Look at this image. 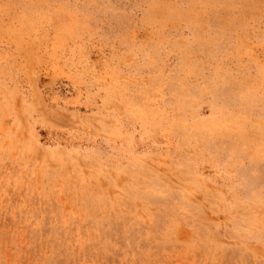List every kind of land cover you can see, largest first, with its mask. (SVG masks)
<instances>
[{"label":"rangeland","instance_id":"rangeland-1","mask_svg":"<svg viewBox=\"0 0 264 264\" xmlns=\"http://www.w3.org/2000/svg\"><path fill=\"white\" fill-rule=\"evenodd\" d=\"M0 264H264V0H0Z\"/></svg>","mask_w":264,"mask_h":264},{"label":"bare ground","instance_id":"bare-ground-1","mask_svg":"<svg viewBox=\"0 0 264 264\" xmlns=\"http://www.w3.org/2000/svg\"><path fill=\"white\" fill-rule=\"evenodd\" d=\"M45 213V212H44ZM43 221V220H42ZM40 231V230H39ZM84 245V244H83ZM80 249V248H79Z\"/></svg>","mask_w":264,"mask_h":264}]
</instances>
